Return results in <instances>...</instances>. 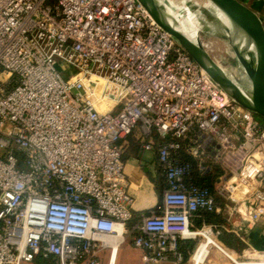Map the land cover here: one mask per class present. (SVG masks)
<instances>
[{"label": "built area", "instance_id": "obj_1", "mask_svg": "<svg viewBox=\"0 0 264 264\" xmlns=\"http://www.w3.org/2000/svg\"><path fill=\"white\" fill-rule=\"evenodd\" d=\"M129 136L164 183L139 215ZM200 212L223 223L196 227ZM232 220L243 234L264 221V123L137 0H0V264H100L107 247L112 264L118 229L142 264H180V240ZM215 244L264 264V249L244 262Z\"/></svg>", "mask_w": 264, "mask_h": 264}, {"label": "water", "instance_id": "obj_2", "mask_svg": "<svg viewBox=\"0 0 264 264\" xmlns=\"http://www.w3.org/2000/svg\"><path fill=\"white\" fill-rule=\"evenodd\" d=\"M137 1L234 102L264 119V22L254 10L241 0H215L255 49L245 58L231 46L237 62V70L233 71L216 61L199 37L191 41L169 25L162 16V0Z\"/></svg>", "mask_w": 264, "mask_h": 264}, {"label": "crops", "instance_id": "obj_3", "mask_svg": "<svg viewBox=\"0 0 264 264\" xmlns=\"http://www.w3.org/2000/svg\"><path fill=\"white\" fill-rule=\"evenodd\" d=\"M247 4L252 10H254L261 18L264 17V0H241ZM124 146L123 163L124 172L130 182V192L134 197L133 209L135 215H139L142 212H150L154 210V207L161 203L162 191L164 183L160 173V169L157 163L156 150H144L140 147L135 136H129L122 141ZM160 190V194H159ZM201 215L198 216L200 218ZM196 218V217H195ZM198 219L193 218V223L196 225L214 224L219 226L223 223L220 217H213L211 222L197 223ZM241 221H230L225 226L227 229L220 230L219 235L224 232L230 233L235 237V241L232 242L233 246L226 247L220 240L219 235L214 236V239L225 247L229 252H233L235 255H244V250L248 246L256 247L257 249H264V221L255 223L252 227H249L246 233L238 228L241 226ZM243 225L245 223L243 222ZM197 227V226H196ZM116 239V240H115ZM108 240L116 247V251L113 256L112 264H142V250L134 248L131 245L129 237L111 235ZM193 241H188L187 244L191 246L189 255L186 256L184 252V260L180 264H189L191 262V255L196 249V240L192 246ZM185 242H180L179 247L183 251L186 249ZM216 254V255H215ZM208 256H226L219 250L211 248ZM209 257V258H210ZM227 257V256H226ZM111 251L110 248H105L100 254V264H110ZM207 260V259H206ZM203 263V262H202ZM41 264H47V261L41 260ZM85 264V263H80ZM160 264H174L172 262H164ZM194 264V262H193ZM199 264V263H197Z\"/></svg>", "mask_w": 264, "mask_h": 264}, {"label": "bare ground", "instance_id": "obj_4", "mask_svg": "<svg viewBox=\"0 0 264 264\" xmlns=\"http://www.w3.org/2000/svg\"><path fill=\"white\" fill-rule=\"evenodd\" d=\"M162 1L164 3L165 10L162 16L164 17L165 21L173 28L188 37L191 41H196L199 37L200 24L197 23L196 16L202 15L201 9H207L213 16H215L218 22L223 27H225V36L228 38L230 46L235 47L237 51L240 52L245 58H247L248 51L254 52L255 49L253 44L215 0H179V2L176 0ZM211 25L214 28L219 27L218 24L211 23ZM120 233L121 230L118 229V233L116 235L119 236ZM200 233L203 238L193 252L191 264H193V262L194 264L202 263L210 253L211 248H215L222 252L216 246L215 240L210 235H208L206 231H201ZM222 253L225 254L224 252ZM228 257L231 258V256Z\"/></svg>", "mask_w": 264, "mask_h": 264}, {"label": "rangeland", "instance_id": "obj_5", "mask_svg": "<svg viewBox=\"0 0 264 264\" xmlns=\"http://www.w3.org/2000/svg\"><path fill=\"white\" fill-rule=\"evenodd\" d=\"M176 1L179 2V0H176ZM201 12H202V15L196 16L197 23L200 24L199 25V39L207 46V48L210 50V54L212 55V57H214V59H216V61H218L222 65L229 67V69L236 71L237 70V67H236L237 62H236V58H235L233 49L231 48L229 41H228L227 37L225 36L226 35L225 34L226 33L225 27H223L218 22V20L215 18V16H213L210 13L209 10L201 9ZM211 23L218 24L219 27L214 28L211 25ZM200 31H201V33H200ZM212 34H213V36H212ZM256 117L258 118V120H260L261 122L264 123V119H262L258 115H256ZM201 240H202V237L198 236L196 238V244L198 245V243L201 242ZM232 256L237 261H244V262L249 261V259H247L246 254L243 255L241 253L238 256L235 254H232ZM209 257L210 256H207L204 259L203 263H200V264H235L232 260H230L226 256H217V257L211 256L210 258ZM254 261H259V259L254 260ZM31 264H41V260L38 259Z\"/></svg>", "mask_w": 264, "mask_h": 264}, {"label": "trees", "instance_id": "obj_6", "mask_svg": "<svg viewBox=\"0 0 264 264\" xmlns=\"http://www.w3.org/2000/svg\"><path fill=\"white\" fill-rule=\"evenodd\" d=\"M204 184H206V185H208L209 186V184L208 183H204ZM159 194H160V190H159ZM200 218H198V216H194V219H198V224L199 223H202V222H205V223H207V222H211V219L213 218V217H219V214L218 213H215V212H200ZM196 217V218H195ZM197 227H199L200 225H196ZM196 239H194V240H180L179 241V243L182 241V242H185V246H186V249L183 251L182 249H181V251L183 252V254H184V252H185V255L186 256H188L189 255V252H190V250H191V246H189L188 244H187V242L188 241H193L192 242V246L194 245V241H195ZM219 240L226 246V247H231V246H233V243L232 242H234L236 239H235V237L232 235V234H230V233H223L222 235L220 234L219 235ZM40 262V261H39Z\"/></svg>", "mask_w": 264, "mask_h": 264}]
</instances>
